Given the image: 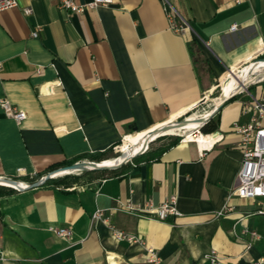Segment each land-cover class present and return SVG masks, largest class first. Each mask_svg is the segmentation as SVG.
I'll return each instance as SVG.
<instances>
[{
    "label": "crops",
    "instance_id": "crops-1",
    "mask_svg": "<svg viewBox=\"0 0 264 264\" xmlns=\"http://www.w3.org/2000/svg\"><path fill=\"white\" fill-rule=\"evenodd\" d=\"M171 1L189 24L183 33L170 28L161 0H112L82 13L18 0L0 11V103L26 114L19 125L0 105V179L24 187L8 193L0 184V264H153L147 248L161 264H211V252L224 264L264 258V198L229 199L243 159L232 124L247 121L251 98L264 100V81L212 117L218 130L204 134L206 145L186 139L153 160L28 189L63 162L110 159L122 140L119 152L176 121L264 50V0ZM172 195L179 215L164 221L127 210ZM97 209L111 225L93 222Z\"/></svg>",
    "mask_w": 264,
    "mask_h": 264
},
{
    "label": "built area",
    "instance_id": "built-area-1",
    "mask_svg": "<svg viewBox=\"0 0 264 264\" xmlns=\"http://www.w3.org/2000/svg\"><path fill=\"white\" fill-rule=\"evenodd\" d=\"M161 1L170 22V28L177 33H183L188 30V22L183 18L172 1ZM57 3L61 8L69 10L72 13H82L86 8L94 9L101 5L111 4L112 0H91L87 5L78 4L76 0H57ZM18 6V0H0V11ZM23 12L25 15H30L32 13V8L30 6L26 7L23 9ZM237 29L238 25L236 24L231 27L233 31ZM33 36H37V33L34 32ZM263 55L264 50L259 53L257 57ZM248 88L249 87L243 90L247 93ZM0 105L5 114L13 118L19 125L25 120V112L13 106L8 100H2ZM245 114L248 116L246 122L236 121L232 124V129L240 138L239 148L241 149L243 159L238 173V186L232 191L229 199L237 197L239 199L257 200L264 198V100L251 98L245 104ZM147 150L148 148L145 152ZM115 152H119L118 147L115 148ZM18 172H20V169ZM176 204L177 197L172 195L159 206H155L152 202H146L138 207L127 206V210L135 213L141 211H154L156 213V219L164 221L170 215H179ZM228 210H231L230 205H227L222 211H219L218 215L221 216ZM259 212L262 213L263 211ZM104 215L105 210L97 209L92 216L93 222L103 221L107 225H111L110 218ZM50 230L61 237H68L71 235V231L66 228L50 227ZM116 235L119 239L131 243L141 241L137 235L128 234L123 231H117ZM252 235L258 236L256 232H252ZM205 258L211 264H224L215 252L209 253ZM147 261L153 264H161V258L152 248H147ZM263 262L264 258H261L259 261H248L243 264H260Z\"/></svg>",
    "mask_w": 264,
    "mask_h": 264
},
{
    "label": "bare ground",
    "instance_id": "bare-ground-1",
    "mask_svg": "<svg viewBox=\"0 0 264 264\" xmlns=\"http://www.w3.org/2000/svg\"><path fill=\"white\" fill-rule=\"evenodd\" d=\"M251 75H255L256 78L249 79ZM264 77V61L257 60L248 63L241 69L237 71H231L230 75L226 79V81L222 84V91L220 94V97L216 101V105H218L221 101H223L226 98L231 97L235 93H239L242 91V86L244 88V85L248 83L249 81L253 82L257 78H262ZM212 111V110H211ZM211 111L203 114L201 117L194 118L190 117L187 119V122L181 126V127H170L165 131H161L158 134L151 135L153 131H156L155 129L150 132L149 134L139 137L135 142L131 143L127 148H125L122 152L128 153L129 157L144 151L149 142L154 141L158 136L160 135H167L171 134L175 131H181L184 134V139L183 140H190V139H197L202 145H206L210 137L205 136L201 131H199L200 127V118L208 117L212 113ZM176 121H171L161 127H164L166 125H171L175 123ZM161 127H158L156 129L160 130ZM197 131L198 134L196 136L193 135V132ZM216 136V135H215ZM62 174H67V172H57L54 174L55 175H62ZM0 184L8 187L15 188V185L10 183L9 181H6L4 179H0ZM19 185L23 186L22 184L19 183Z\"/></svg>",
    "mask_w": 264,
    "mask_h": 264
},
{
    "label": "water",
    "instance_id": "water-1",
    "mask_svg": "<svg viewBox=\"0 0 264 264\" xmlns=\"http://www.w3.org/2000/svg\"><path fill=\"white\" fill-rule=\"evenodd\" d=\"M253 59L254 60L264 61V58L257 59V56L254 57ZM246 88L247 87H245V85H244V89H246ZM237 94L238 93H235L231 97L226 98L223 101H221L218 105H215V107L211 111L212 113L210 114V116L204 117V118H200L199 119V122L201 124L200 127L203 124H205L208 120H210L214 115H216L219 112V110L224 106V104L227 101H229L231 98H233L234 96H236ZM186 122H187V119L184 120V121L175 122V123H173L171 125H166L164 127H161L160 130L155 129L156 131H153L151 133V135L158 134L161 131H165V130H167L168 128H170L172 126H174V127H181ZM200 127L198 129L199 131H200ZM135 131L137 133V130H135ZM147 148H149V144H148ZM145 150L144 151H141V152H139V153H137V154H135V155H133L131 157H129V154L128 153L119 152L117 156H115L113 158H110V159H107V160L99 161V162L79 161V162H76V163H74L72 165H68V166H65V167H61V168H59L57 170L52 171L51 173L45 175L43 178H41L36 183L30 185L28 187V189L29 188H34V187H37V186H40V185L44 184L48 179L57 176V175L54 176V174L57 173V172H67V174H69V173H71L73 171H77V170H81V171H109V170H115V169H118L119 167L123 166L124 164L130 162L131 160H133L138 155L143 154L145 152ZM4 180L9 181L10 183L14 184L15 185V188L14 189H16V190L21 191V190L24 189V187H22L21 185H19V183L17 181H15V180H11V179H4Z\"/></svg>",
    "mask_w": 264,
    "mask_h": 264
},
{
    "label": "rangeland",
    "instance_id": "rangeland-1",
    "mask_svg": "<svg viewBox=\"0 0 264 264\" xmlns=\"http://www.w3.org/2000/svg\"><path fill=\"white\" fill-rule=\"evenodd\" d=\"M261 58H264V55L261 56V57H257V59H261ZM197 65H198V68H199L200 71L203 70V67H202L201 63H198ZM254 77L256 78L255 75H251L249 77V79H252ZM261 81H264V77L257 78L253 82L249 81L248 83L245 84V87H249L248 89H251V92H252L254 90V88H255L254 86L258 85V83H260ZM242 89H244V88H242ZM221 91H222V87L221 86H217L216 89H214L209 94V97H208V99L205 102L200 103L196 107L188 110L183 115L177 117L176 118V122L184 121V120H186V119H188L190 117L198 118V117H201L203 114L211 111L215 107L216 101L220 97ZM245 94H246V92H245V90H243L240 93H238L236 96L240 97V96H244ZM174 137H179L181 140H183L184 139V134L181 131H175V132H173L171 134L160 135L154 141L149 143V149H155V148H158V147H160V146H162L164 144H167ZM123 142H124V140H122L119 143L118 147L120 145H122ZM118 153L119 152H115V149H114V150H112L109 153V156H110V158H113V157L117 156ZM55 170H57V169H55ZM90 174H91V171L87 172V171L77 170V171H73V172H71L69 174L57 175V176H55L53 178L54 179H60L58 182H77L79 179L82 180V177L85 178V180H89V178L92 177V175H90ZM88 175H90V176H88Z\"/></svg>",
    "mask_w": 264,
    "mask_h": 264
},
{
    "label": "trees",
    "instance_id": "trees-1",
    "mask_svg": "<svg viewBox=\"0 0 264 264\" xmlns=\"http://www.w3.org/2000/svg\"><path fill=\"white\" fill-rule=\"evenodd\" d=\"M197 52V50H195ZM195 52L194 54V50H193V55H194V61L196 64L198 63H201L202 61L200 60V57L199 55ZM212 91H210L208 93V97H209V94L211 93ZM208 97H205L202 99L201 103H203L206 98ZM238 97L237 96H234L233 98H231L229 101H227L224 106L230 102V101H233L235 99H237ZM223 106V107H224ZM221 110V109H220ZM218 130V121L215 119V118H211L210 120H208L205 124H203L201 127H200V131L205 134V135H208V134H212L214 132H216ZM139 132V131H137ZM133 133H136V131H132L131 134ZM181 141V139L179 137H174L171 139V141L167 144H164L158 148H156L155 150L153 151H149V148L146 152H144L143 154L141 155H138L137 157H135L132 161L133 162H138L140 159L144 158L145 161H148V160H153V159H156L158 157L161 156L162 153H164L165 151L169 150L170 148L176 146L177 144H179V142ZM113 149H111L112 151ZM105 156V153H99V154H94V155H91L89 156L88 158L91 160V161H100L102 160V158ZM83 158L81 157H78V158H74L72 160H69V161H66V162H63L61 163L60 165H57L55 167H53L51 170H55V169H58V168H61V167H65V166H68V165H72L76 162H79L80 160H82ZM42 176H40L41 178ZM60 179H54V178H50L48 179L43 185H48V184H55L59 181ZM10 190L8 191V193H11L13 191H15L14 189L12 188H9ZM1 195V193H0Z\"/></svg>",
    "mask_w": 264,
    "mask_h": 264
}]
</instances>
